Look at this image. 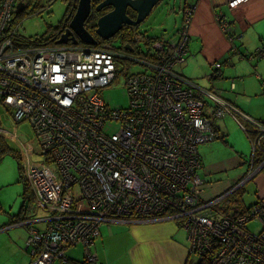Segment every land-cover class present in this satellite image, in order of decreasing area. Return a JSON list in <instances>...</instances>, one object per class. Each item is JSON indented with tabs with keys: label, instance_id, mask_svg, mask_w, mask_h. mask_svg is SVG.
<instances>
[{
	"label": "built area",
	"instance_id": "1",
	"mask_svg": "<svg viewBox=\"0 0 264 264\" xmlns=\"http://www.w3.org/2000/svg\"><path fill=\"white\" fill-rule=\"evenodd\" d=\"M25 1L0 0V111L13 109V124L26 125L33 135L34 149L21 163L34 216L15 224L27 227L28 264L66 261L65 252L79 245L83 263L97 264L92 248L103 223L168 220H180L189 251L213 256L214 264H264V199L241 215L216 217L211 210L219 201L202 198L198 147L215 139L205 99L215 117L237 111L177 72L188 53L192 7L182 11L171 38L150 39L134 30L132 40L146 47L135 59L108 41L19 46L15 7ZM246 1L227 0V8ZM216 21L232 41L229 21L222 14ZM122 47L133 52L128 43ZM256 50L264 58V47ZM119 59L136 61L144 71L124 70L129 105L109 110L98 90L115 79ZM214 66L220 73V64ZM114 124L116 130L105 131ZM258 129L246 176L220 200L262 170L264 157L257 166L252 157L264 133L263 126ZM168 209L173 212L164 215ZM251 222L260 225L256 233L248 228ZM217 245L221 251L214 255L210 250Z\"/></svg>",
	"mask_w": 264,
	"mask_h": 264
},
{
	"label": "crops",
	"instance_id": "2",
	"mask_svg": "<svg viewBox=\"0 0 264 264\" xmlns=\"http://www.w3.org/2000/svg\"><path fill=\"white\" fill-rule=\"evenodd\" d=\"M175 3L177 1L175 0ZM227 0H181L180 12L186 7H192V18L189 28V41H188V53L185 63L190 59L191 64L194 67L200 68V72L205 74L202 77L206 80L207 76L210 75L214 68L213 64H220V73L225 71L227 67L226 78H229L231 71L236 78H240V83H242L243 93H255V89L258 86L259 91L261 87V80H264V58L260 60H253L245 58L246 54H251L254 50L260 47H264V0H247L244 4L235 9L227 8ZM176 5H174L175 8ZM222 14L226 20L229 21L232 26L233 40L228 41L225 35L221 32L219 25L216 21V16ZM138 30H140L138 28ZM242 36L238 40L239 36ZM234 44L239 47L236 52H232L231 48H235ZM237 49V48H236ZM237 59V60H234ZM229 67L232 69L230 70ZM212 77L214 74H211ZM184 76V75H183ZM224 76V73H223ZM245 78L250 79L245 83ZM217 78L215 80H221ZM190 82L191 79H188ZM208 79L206 81H210ZM232 80V79H231ZM221 82V81H220ZM192 84V83H191ZM194 87L201 88L196 84H192ZM239 85V84H238ZM233 85V89L218 87V89L213 88L212 94H214L219 103H224L227 106H231L233 110L236 109L238 117L246 122V126L249 129L250 142L255 136H259V126L264 127V118L256 120L250 116L253 110L263 108V104L257 105L256 107H245L241 101L237 98H232L235 94L239 92V86ZM262 88V87H261ZM241 90V91H242ZM263 91V90H262ZM264 101V97L262 98ZM262 103V102H261ZM250 108V109H249ZM0 125L3 126L7 132V136L10 138L6 140L3 138L6 145L13 151L17 152L21 156V162L25 159V155L28 156L30 151L34 149L33 146V135L32 138L25 141L23 139L25 136L19 135V128L26 125H14L11 117L7 115L6 112L0 111ZM219 120V119H218ZM216 121V120H215ZM213 122L212 127L215 131V140H221V133L223 138L226 136L224 132V127L221 125L223 121L219 120V126L216 122ZM256 124V125H255ZM221 126V127H220ZM32 134V133H31ZM27 135V134H26ZM214 140V141H215ZM216 143L215 146L210 147L208 154L210 161L214 160L215 164L213 166H205L206 162L199 153V161L201 164V172L204 175L212 176L214 178H220L229 167H231L230 159L226 160L225 153L229 151L228 146L223 145V141ZM261 152H264V133L260 139ZM20 148V152L18 149ZM23 149V150H21ZM23 151V153L21 152ZM223 156H222V152ZM35 153L37 151L35 150ZM35 158H31V162H35ZM238 166L243 163V160H238L236 162ZM207 167L209 170L205 169ZM204 170V171H203ZM264 170V166L262 168ZM203 180V184L204 179ZM255 184L261 189V193H264V171L258 174L255 180ZM214 193H211L212 198L206 199V191L204 192V199L214 200L222 197L229 189L225 186L216 187ZM212 190V191H214ZM23 191V190H22ZM21 201L19 202V207L14 213H9L6 220L0 225V264H28L30 261L29 249H26V239H27V228L21 225H15L16 222L22 220V214L20 209L23 204L22 194ZM30 216V212L27 217ZM36 225V224H35ZM112 223H103L100 227V236L97 239L95 246L92 251L97 256V264H112L116 260L119 264H147L144 254L148 247L154 248L160 254L165 255L169 251L175 252V256L178 258H171L167 264H178L179 258H184L185 261L188 244L186 240L176 241L172 238L178 233V228L176 224L172 221L163 222H149V223H139L127 225L125 228L126 235L128 236L127 244L128 248L125 250L124 257L120 250L110 256H107L105 248L108 239L115 235L116 226ZM115 225H124L121 223H115ZM36 227V226H35ZM37 227L41 225L37 224ZM182 229V228H181ZM153 231H158V234H154ZM120 233H122L120 231ZM177 240L180 239V235H177ZM65 252V258L68 261L80 262L74 260L69 256L70 250ZM20 251L22 253L20 254ZM128 260V263L125 260ZM175 260V261H174ZM66 262L63 260L55 259L52 264ZM184 261V264H185ZM115 262V263H117Z\"/></svg>",
	"mask_w": 264,
	"mask_h": 264
},
{
	"label": "rangeland",
	"instance_id": "3",
	"mask_svg": "<svg viewBox=\"0 0 264 264\" xmlns=\"http://www.w3.org/2000/svg\"><path fill=\"white\" fill-rule=\"evenodd\" d=\"M161 0L157 3L150 14L146 17L144 22H142L139 26L138 33L149 37H169L176 33L179 29L181 22V12H180V4L181 0ZM38 4V6H36ZM71 4L70 0H32L29 7L26 8L25 12H28L29 15L20 19L17 26V37L25 38V39H34L39 38L40 36L44 38H48L52 35L53 30L64 21V18L67 14V10ZM174 5L175 8H174ZM189 33V30H188ZM113 47L120 50L122 54L128 55L130 58H142L140 55V51L146 52V47L142 44H135V50L131 53H126L122 49V44L119 43V40H116L115 43H111ZM85 45V44H84ZM234 47L238 48L235 44ZM188 58V57H187ZM121 64H117V74L115 79L111 84L101 88L98 90V95L100 99L104 102V104L108 107L109 110H120L126 109L129 105L128 99V90L126 87V76L134 73H141L144 71V68L141 64L136 61L123 60L119 59ZM234 60H237L234 58ZM200 68L194 67L191 64L190 59L186 62V64L179 68H177V72L181 75H184L186 79H191L192 84H196L197 86L204 88L206 90H213V88L218 89V87L229 88V82L232 79L234 86L235 84L239 86L238 94L234 95L232 98H237L239 101L243 103L245 107H256L257 105L263 104L262 98L264 97V93L262 88L260 87V91L258 86L255 89V93H243L242 83H240V78H236L233 75V72L229 74V78H226L227 67H225L223 79L221 80H212L206 81L208 79H204L202 77L204 72L199 71ZM230 70H232L229 67ZM124 70H126L127 75L125 76ZM250 79L245 78V83ZM221 81V82H220ZM242 90V91H241ZM262 102V103H261ZM208 105V104H207ZM250 109V108H249ZM9 117H11L14 113L13 109L5 108L4 109ZM214 109H209L207 106L205 111L207 114L210 113L212 116V111ZM256 120H260L264 118V107L255 109L250 114ZM214 120V119H213ZM238 122L242 125L243 120L240 117H237ZM223 121L221 125L224 127V132L226 136L223 138V134L221 133V140L223 141L224 146L229 147V151L225 153L226 160L230 159L231 167L224 172V174L220 178H214L212 176L204 175L201 172V169L198 170L199 175L202 179H204V185L201 187L203 194L202 198L204 199V192L206 191V199L212 198L211 193L215 192V188L219 186H225L226 189L233 190L236 188V185L239 183L238 181L246 176V172L248 170V163L251 158L252 150L254 144L250 142L247 134L241 129L234 119L231 116H225L220 119ZM219 126V120L215 121ZM220 126V127H221ZM260 127V126H259ZM117 129V125H107L106 132H112ZM27 134V135H26ZM19 135L25 136L23 139L25 141L32 138V134L30 132L29 127L22 126L19 128ZM0 138H5L9 140L8 136L3 137L0 135ZM221 140H215L208 143H203L199 145V153L203 159L206 160L204 163L205 166H213L215 164L214 160L210 161L208 151L210 147L215 146L216 143H220ZM20 152V148L18 149ZM38 153V152H37ZM224 151L222 152L223 156ZM238 160H243V163L238 166L236 163ZM203 165V166H204ZM204 166V167H205ZM205 169L209 170L207 167ZM204 171V170H203ZM264 170H261L256 173L255 176L245 180L243 183L239 185V189L232 192V195L228 198L221 199L217 204H215L214 208L217 211L226 212H235L240 211L251 204L258 201L261 189L255 184V180L258 174H261ZM23 190V182L19 179V174L17 170V160L12 157V155H5L0 159V225L6 220L9 213H14L17 211L19 207V202L21 201V194ZM71 190L78 192V188L76 186L72 187ZM214 190V191H212ZM32 194V193H31ZM264 193L261 194V196ZM205 199V200H206ZM232 205V206H230ZM218 217V215H216ZM116 226L115 235L108 239L106 242V254L110 256L120 250L122 257H124L125 250L129 247L127 244L128 236L126 235L125 228L127 225H115ZM15 226V224H14ZM37 227V224L35 225ZM260 225L257 222H251L249 225V229L251 232H257L259 230ZM120 231L122 233H120ZM178 233L175 235L173 240L181 241L186 240L185 231L183 229H178ZM154 234H158V231H153ZM177 235H180V239L177 240ZM97 241V240H96ZM188 250V248H187ZM187 251L186 257L188 258H179L178 264H198L200 259L197 257L196 253ZM22 251H20V254ZM175 252L167 251L165 255L160 254L152 247H148L146 253L144 254L145 260L147 264H167L171 258H178V256L174 255ZM74 260L81 261L83 259V248L79 245L74 247V249L70 250L69 256ZM132 264H133V259ZM117 262L116 260H114ZM175 261V260H174ZM112 264H119L118 262ZM128 263V260H125ZM56 264H75L72 261H68L66 258V262L60 263L59 261ZM140 264V263H135Z\"/></svg>",
	"mask_w": 264,
	"mask_h": 264
},
{
	"label": "trees",
	"instance_id": "4",
	"mask_svg": "<svg viewBox=\"0 0 264 264\" xmlns=\"http://www.w3.org/2000/svg\"><path fill=\"white\" fill-rule=\"evenodd\" d=\"M31 1L32 0H26L25 1L26 8L30 6ZM70 1H71V4H70V6H69V8L67 10V14H66V16L64 18V21L65 20H70V16H69L70 12L72 13V15L75 12L74 9L76 7L77 0H70ZM100 1L101 0H92L91 4H93V6H95ZM36 6H38V4H36ZM25 11H26V9L23 12H20L19 14L16 15V17L14 18V25H17L18 22L20 21V19H22V18L26 17L27 15H29V13L28 12H25ZM101 12H103V11H101ZM181 19H182V13H181ZM96 21H97L96 17L91 13L88 16V18H87V20L85 21V24H84V28L87 30L88 33L92 34L94 32V30L96 29ZM180 24H181V22H180ZM138 28L139 27H137L135 29L138 30ZM54 30H56V28ZM54 30H53L52 35L50 37H48V38H44V37L40 36L39 38L25 39V38H20L19 37L18 39L14 40V43L18 44L19 46H52V45L55 46V44H54L55 37H53L54 34H55L54 33ZM175 34H173V35H171V36H169L167 38H165V37L162 36V37H156V38H150V39H158V38L168 39V38H171L172 36H174ZM147 38H149V37H147ZM124 43L125 44L128 43L132 47L133 51L135 50V46L134 45L135 44H139V43H135L132 39L130 40V42H124ZM80 46H86V45L80 44ZM122 49L126 53H131L128 50H124L123 47H122ZM234 52H236V51H234ZM186 57H187V55H186ZM245 58L248 59V60L250 58L253 59V60L254 59L255 60H259V51L258 50H254L251 54H249V55L246 54L245 55ZM212 67L214 68V70H213V72L211 74H214L213 76L215 78L214 79H211L210 81L215 80L217 78L220 79L221 77H223L222 72H221V75H217L216 74L217 73V70H216L214 64L212 65ZM262 81L263 80H261L260 83ZM229 84H230V88L233 89L234 83H233L232 80H230ZM208 91L209 92H212L211 90H208ZM263 93H264V91H263ZM205 104H206V107L207 106L209 107V109H214V107H213V105H212V103H211L210 100L205 99ZM213 114H214V110L212 111V116H210V113L207 114L210 117V119H211V124H213V122L215 120H217V119L220 120L222 117H225V116L226 117L227 116H231L232 119H234L236 122H238V120H237V117H238L237 113L236 114L235 113H233V114L224 113L220 117H215ZM238 125L247 134L248 137L251 136L249 134V130H248L247 126H246L247 124H246L245 121H243V124L242 125L238 122ZM212 128L214 130V127H212ZM214 133H215V131H214ZM256 138H257V136L253 137V139L251 140V143H253ZM5 155H12V157H14L17 160V170H18V174H19V179H21V181L23 182V191H22L23 204H22V207L20 209V213L19 214L20 215L22 214V219L23 220H27L28 219L27 215H28L29 212H31V210L33 208V205H34V198H33L32 194H31V190L29 188V185L27 184V182H26V180L24 178V175H23V169H22V163H21V156H20L19 153L11 150L6 145V143L4 142V140L0 138V159L3 158ZM252 157H253V165L254 166H257L259 164V162L261 161V159L264 157V152H261V146L260 147H256L255 146V150H254V153H253ZM200 169H201V164H200ZM231 195H232V193L229 194L228 196H226L225 198H228ZM225 198H223V199H225ZM230 206H232V205H230ZM249 207L250 206H248V207H246V208H244V209H242L240 211L226 212V213H223L222 211H217L213 207V209L211 211H212V213H213L214 216L215 215H221V216L224 215L225 217H231L232 215L238 216V215L243 214L244 212H246L248 210ZM171 212H173V210L172 209H168L167 212L164 215L169 214ZM19 214H17V215H19ZM207 216L209 217V214L208 213H207ZM168 221H170V220H168ZM172 222H174V224H176V226L178 228H180V229L182 228L183 229V227L181 226V221L180 220H172ZM124 225H128V224H124ZM185 237H186V241H187V244H188V251H189V242L187 240V232L186 231H185ZM210 251H211V253H213L214 255H216V254H218L221 251V247L219 245H217L215 247H212ZM188 253H190V251ZM193 253H196L197 257L200 259V261H199L198 264H214V262H213V256H208V255H205V254H203L201 252H193ZM73 263L76 264V262H74V261H73ZM77 264H84L83 263V260H81L80 262H77Z\"/></svg>",
	"mask_w": 264,
	"mask_h": 264
},
{
	"label": "water",
	"instance_id": "5",
	"mask_svg": "<svg viewBox=\"0 0 264 264\" xmlns=\"http://www.w3.org/2000/svg\"><path fill=\"white\" fill-rule=\"evenodd\" d=\"M161 0H102L95 6L96 11L103 8H111V10L96 22L95 34L106 41L114 37L123 26L137 28L146 17L150 14L153 7ZM91 0H78L77 7L69 23V28L55 42L56 44H67V37H78L81 43L85 45H96L94 38L84 28L85 21L91 13ZM26 9L25 5L18 3L15 7V14H19ZM130 9L134 13V19L126 14V10ZM73 39V38H72ZM76 44V42H73ZM19 214V213H18Z\"/></svg>",
	"mask_w": 264,
	"mask_h": 264
},
{
	"label": "flooded vegetation",
	"instance_id": "6",
	"mask_svg": "<svg viewBox=\"0 0 264 264\" xmlns=\"http://www.w3.org/2000/svg\"><path fill=\"white\" fill-rule=\"evenodd\" d=\"M77 4H78V0H77ZM77 4H76V7H77ZM95 6H93V4H91V13L96 17L97 20H98L99 17H101L102 15H104L105 13H107V12H109L111 10V8H103L100 11H96L95 10ZM76 7H75V9H76ZM75 9H74V11H75ZM101 11H103V12H101ZM126 14L131 19H134V13L130 9H127L126 10ZM69 16H70V20L63 21L61 24H59L56 27V30H54V33H55L54 36H53V37H55L54 40H58L61 37V35H63L65 33V31L69 28V23H70V21L72 19V16H73L71 12H70ZM134 30H136L134 27L123 26L122 29L119 30L118 33L114 35V37H112V38H110L109 40H106V41H108L109 43H115L116 40H119V43H121V44H123L124 42H130V40L133 37V31ZM91 36L94 38V40L96 42V45L97 44H100L102 41H104V40H102L101 38H99L95 34V30L91 34ZM72 38H71V36H68L67 37V44L68 45H73V42H76V45L77 46L80 45V44H83V43L80 42V40L78 39V37H76L74 34H73V37ZM165 38H167V37H165ZM33 216H34V212H33V210H31L30 216L28 217V219H33Z\"/></svg>",
	"mask_w": 264,
	"mask_h": 264
},
{
	"label": "bare ground",
	"instance_id": "7",
	"mask_svg": "<svg viewBox=\"0 0 264 264\" xmlns=\"http://www.w3.org/2000/svg\"><path fill=\"white\" fill-rule=\"evenodd\" d=\"M188 41H189V40H188ZM55 42H56V41H55ZM55 44H56V43H55ZM56 45H62V44H56ZM260 59H262V58L259 57V60H260ZM250 61H251V60H250ZM214 78H215V77H214V76L212 77V75H208V76H207V79H214ZM200 89H202V90H206V89H204V88H200ZM207 91H208V90H207ZM0 130H1V129H0ZM2 130H4V128H3ZM248 130H249V129H248ZM4 132L6 133V131H4ZM262 199H264V195H262V196L260 195L258 201H261ZM216 200L219 201L220 198H217ZM249 225H250V223L248 224V228H249ZM259 229H260V227H259Z\"/></svg>",
	"mask_w": 264,
	"mask_h": 264
},
{
	"label": "clouds",
	"instance_id": "8",
	"mask_svg": "<svg viewBox=\"0 0 264 264\" xmlns=\"http://www.w3.org/2000/svg\"><path fill=\"white\" fill-rule=\"evenodd\" d=\"M229 191V190H228Z\"/></svg>",
	"mask_w": 264,
	"mask_h": 264
}]
</instances>
